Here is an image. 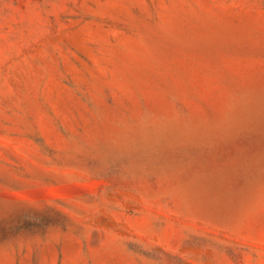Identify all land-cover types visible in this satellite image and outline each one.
Returning <instances> with one entry per match:
<instances>
[{
    "label": "rangeland",
    "instance_id": "1",
    "mask_svg": "<svg viewBox=\"0 0 264 264\" xmlns=\"http://www.w3.org/2000/svg\"><path fill=\"white\" fill-rule=\"evenodd\" d=\"M258 102L264 0H0V264H264V175L181 189Z\"/></svg>",
    "mask_w": 264,
    "mask_h": 264
},
{
    "label": "bare ground",
    "instance_id": "2",
    "mask_svg": "<svg viewBox=\"0 0 264 264\" xmlns=\"http://www.w3.org/2000/svg\"><path fill=\"white\" fill-rule=\"evenodd\" d=\"M249 120L264 122L263 117H252ZM254 142L255 146L251 150L249 149L251 155L247 160L219 166L211 171H207V167L211 165L216 167V160L209 164L208 159L192 163L191 166L188 164L193 169L191 175L188 174L189 180L186 178L185 189L184 186H181V189L195 207L211 214L223 215L231 208V205L227 206L233 198L243 195L249 187L262 180L264 175V170H262L264 168V138L256 139ZM174 167L173 174L179 178L186 167ZM221 210L227 211L221 212Z\"/></svg>",
    "mask_w": 264,
    "mask_h": 264
},
{
    "label": "water",
    "instance_id": "3",
    "mask_svg": "<svg viewBox=\"0 0 264 264\" xmlns=\"http://www.w3.org/2000/svg\"><path fill=\"white\" fill-rule=\"evenodd\" d=\"M244 111V116L246 117V120L256 118V117H263L264 118V102H258L257 105H252L249 108L243 109ZM257 123V122H256ZM264 122L261 123V125H263ZM255 125V124H254ZM253 127H257L259 125H256ZM255 146V142L253 143L252 147ZM251 147V148H252ZM250 153L249 151L244 152V153H236L234 154V156H229V157H215L216 160V167L211 165L208 168L207 171H211V169H215L219 166H224L226 164H231V163H235L236 161H244L249 159L250 157ZM206 170V169H205Z\"/></svg>",
    "mask_w": 264,
    "mask_h": 264
}]
</instances>
